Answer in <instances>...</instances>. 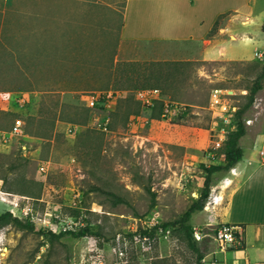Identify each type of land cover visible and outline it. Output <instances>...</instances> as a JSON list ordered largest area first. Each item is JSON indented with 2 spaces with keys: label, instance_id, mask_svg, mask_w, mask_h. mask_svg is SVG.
Wrapping results in <instances>:
<instances>
[{
  "label": "rangeland",
  "instance_id": "rangeland-1",
  "mask_svg": "<svg viewBox=\"0 0 264 264\" xmlns=\"http://www.w3.org/2000/svg\"><path fill=\"white\" fill-rule=\"evenodd\" d=\"M31 1H37L34 5L42 2ZM68 1L76 2L74 9L80 7L86 14L81 29V43L86 47L80 50L90 49L89 36L93 53L67 54L73 59L66 61L64 55L49 53L44 57L48 61H42L34 54L33 60L26 59L22 48L34 50L44 39L35 34L19 38L16 33L19 27L26 31L50 25L17 22L12 17L16 5L27 0H0V16L5 14L0 20V131L10 130L17 119L23 129L22 135L5 142L0 138V213L10 211L34 225L33 231L11 224L0 228V264H154L156 260L196 264L198 252L188 246L177 226L158 230L153 237L140 236L139 229L181 216L199 197L207 168L222 162L225 141L236 127L237 110L248 101L250 87L263 71L264 0H255L247 25L227 16L226 33L218 34L222 31L217 27L211 32L215 46L210 61L188 60L192 61L189 67L166 70L169 80L146 87L159 89L164 92L163 101L176 105L172 113L158 119L137 98L145 78L144 65L157 61L148 59L156 53L168 59L164 61H173L186 45L123 43L120 23L125 0ZM53 23L55 30L58 23ZM51 28L46 49L66 47L64 36L55 37ZM13 45L19 49L15 56L8 51ZM128 61L140 66L115 70L118 63ZM39 63L51 73L67 71L77 81L89 83L26 84L33 80L25 75L28 69L39 70ZM65 64L67 70H63ZM261 83L242 116L244 151L251 128L264 122V77ZM215 88L221 90L227 114L211 105ZM92 91L114 93L104 110L88 107L87 95ZM130 95L132 102H124ZM183 110L184 115L177 118ZM105 117L110 122L103 131L97 122ZM227 172L211 175L205 205L191 214L190 224L203 223L219 202L217 191L229 183ZM86 225L99 235H64L48 242L38 233L40 228L59 233ZM205 225L208 235L200 240L193 235L195 246L203 254V264H218L221 250L230 246H220L214 239L212 228L217 223ZM248 238L252 240V235ZM232 254L238 260L244 258L239 251Z\"/></svg>",
  "mask_w": 264,
  "mask_h": 264
},
{
  "label": "crops",
  "instance_id": "crops-1",
  "mask_svg": "<svg viewBox=\"0 0 264 264\" xmlns=\"http://www.w3.org/2000/svg\"><path fill=\"white\" fill-rule=\"evenodd\" d=\"M16 1L18 2V0ZM55 1L42 0L39 3L43 8L40 5H34L37 1L32 4L31 0H27L22 5H16L19 7H16V12L12 14L13 20L16 18L15 21L17 22L19 20L37 21L50 25V27L45 25L37 29L32 26L31 29H26V31L19 27L16 36L21 38L24 35L35 34V36H39L38 38L44 39L45 43L48 36L47 29L51 28L52 25H56L53 23L56 22L58 27L55 26V30L52 28L51 30L54 32L55 37L64 36V42L66 43V47H57L52 51L47 50L43 42H40L43 45L35 46L34 50H30L26 46L25 49L22 48V52L28 54L26 58L28 60L33 58L31 54L36 55L37 60L48 61L44 58L46 54L58 53L64 55L66 61L67 58L73 59L68 57L67 54H81L84 51L93 53V40L91 37L89 40V36H86V38L90 49L80 50L86 47L85 44L81 43L84 38L81 31L84 23L82 18L84 10L80 7L74 9L76 2L68 0ZM254 5L255 0H125L120 23V39L123 43L134 45L144 42L156 44L183 42L186 48L180 52V55L172 57L171 60L210 61L212 48L215 46L212 45L213 41L211 40V32L215 22H218L217 28L222 31L218 33L220 35L226 33L227 16L238 19L241 25L245 26L252 21L255 10ZM97 9L96 7L95 18H98ZM52 13L53 15L50 16ZM4 15L0 16L1 21ZM97 21L95 19V22ZM12 35L14 36V33ZM8 51L11 56H15L19 49L13 45L9 47ZM95 51L96 49H94ZM152 52L154 53V50ZM218 52L222 53L223 51L218 50ZM233 58L238 59L237 57ZM148 59L168 60L159 57L158 53ZM37 68L39 70L28 69L25 75L28 79L33 80L27 81L26 84L89 83L81 80L77 81V76L73 73L68 74L67 71L62 73L59 71L57 74L51 73L43 63ZM63 70H67L66 64ZM48 77H56L59 80L46 79ZM67 96L65 95V97ZM246 146V151L243 150L241 160L231 167L226 174L225 179H228L229 183L223 189L217 191V201L219 202L215 203L213 209L207 212L206 220L197 224L203 226L206 223H227L239 226L242 229V244L240 246H230V249L226 251L221 250L217 260L218 264H264V242L261 241L264 235V155L260 153L264 149V122L259 127L251 128ZM206 232L202 238L208 235ZM249 235H252V240L248 238ZM234 251L241 252L244 258L238 260L237 256L232 254Z\"/></svg>",
  "mask_w": 264,
  "mask_h": 264
},
{
  "label": "trees",
  "instance_id": "trees-1",
  "mask_svg": "<svg viewBox=\"0 0 264 264\" xmlns=\"http://www.w3.org/2000/svg\"><path fill=\"white\" fill-rule=\"evenodd\" d=\"M218 22L216 21L212 31L215 30L217 27ZM262 31H264V23L262 24ZM139 62H122L118 63V67L115 69L120 70L122 72L125 71L126 67L131 66H140ZM192 64V61H150L145 63V78L142 81L141 84L142 89H146V87L150 86H156L161 85L163 80H169L171 75L170 73L166 72V70L169 69H175L180 67H189ZM133 69V68H132ZM120 71H117L118 73ZM264 77V66L263 71L258 76L257 79L253 82L252 86L250 87L249 94H248V101L237 110L236 113V127L235 129L230 132L228 135V138L225 141L224 148H223V160L222 162L218 164H212L209 166L206 170V174L204 176L203 186L201 188L199 197L187 208V210L184 211V213L179 216L177 219L173 221H167V222H161L159 224L153 225L151 228L146 229H139V234L142 237L148 236L153 237L154 234L158 230L164 231L168 227H175L177 226V230L180 232V234L183 236V239L186 241L188 246L197 251V258H196V264H203V254L198 251V248L195 246V239L193 237V225L189 223L191 214L195 211L202 210L205 201L209 195L210 191V185H211V175L218 171H227L231 167H233L238 161L241 160L243 149L240 145V139L244 136L246 129L245 124L242 119L243 113L252 105L255 94L262 88L261 79ZM164 93V92H163ZM161 93V95H163ZM133 97L130 95L129 97L124 99V102H132ZM151 109V116L152 118H160V116L163 115V101L157 100L155 104L150 108ZM184 110L177 116V118H180L184 115ZM137 113V112H136ZM129 114V111L127 112ZM14 225L19 229H23L26 231H33L34 225L28 221H23L17 216H14L10 211H4L0 213V228L6 226V225ZM38 233L43 236L48 242H53L54 240H57L61 238L64 235H69L74 238L78 237H84L89 235H99V233L94 232L91 230L89 226L80 227L77 230H71L66 229L64 231H61L59 233H55L52 230L48 228H40L38 230ZM163 261H154L155 264H165L162 263Z\"/></svg>",
  "mask_w": 264,
  "mask_h": 264
},
{
  "label": "built area",
  "instance_id": "built-area-1",
  "mask_svg": "<svg viewBox=\"0 0 264 264\" xmlns=\"http://www.w3.org/2000/svg\"><path fill=\"white\" fill-rule=\"evenodd\" d=\"M114 95L111 91H92L87 95L88 107L94 109L99 107V109L104 110L110 101L111 97ZM138 100L144 106L152 107L157 100H162V95L157 88L142 89L137 93ZM221 90L215 88L212 92L211 105L218 106L221 109L222 114H227L228 108L226 105L222 106ZM176 105L169 101H163V116L172 113L175 110ZM177 109V108H176ZM226 119V118H225ZM110 119L105 117L103 120H98L97 127L103 131L108 130ZM23 134L22 121L17 119L14 126L7 131H0V138L2 141H7L8 139L19 136ZM261 155H264V149L261 150ZM43 170V167H41ZM209 229L208 225L205 226H193V235L197 240H200L205 234V230ZM213 230V237L217 240L220 246H240L243 241V232L239 226L233 224L222 223L218 224Z\"/></svg>",
  "mask_w": 264,
  "mask_h": 264
},
{
  "label": "bare ground",
  "instance_id": "bare-ground-1",
  "mask_svg": "<svg viewBox=\"0 0 264 264\" xmlns=\"http://www.w3.org/2000/svg\"><path fill=\"white\" fill-rule=\"evenodd\" d=\"M229 181L228 180H226V183H228Z\"/></svg>",
  "mask_w": 264,
  "mask_h": 264
}]
</instances>
